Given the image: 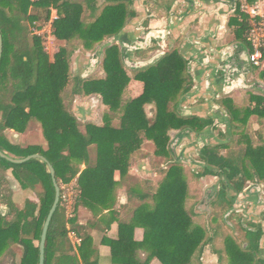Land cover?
I'll list each match as a JSON object with an SVG mask.
<instances>
[{
  "label": "trees",
  "instance_id": "obj_1",
  "mask_svg": "<svg viewBox=\"0 0 264 264\" xmlns=\"http://www.w3.org/2000/svg\"><path fill=\"white\" fill-rule=\"evenodd\" d=\"M245 1L253 5L258 0ZM132 2L106 0L99 7L98 0H0V151L14 159L40 155L47 162L32 159L13 164L0 158V205L7 206L9 211V216L0 211V260L5 254L15 259L10 250L14 245L22 251L18 264H38L42 227L55 197L47 165L54 169L60 192L63 185L76 178L77 195L71 218L66 216L59 201L46 236L45 264H79L78 256L87 264L84 251L92 245L90 229L103 226L104 232L114 221L118 223V239L108 241L113 254L116 247L126 252L132 247L141 249L148 253L144 264L154 258L161 264H196L195 258L210 242L205 228L192 220V210L187 207V179L180 165L174 163L160 171L157 186L129 174L131 163L147 156L139 155L144 141L153 144L155 157L169 160L171 131L202 130L210 123L178 113V104L192 88L186 61L177 53H169L153 67L130 75L122 66L118 47L113 44L103 53L104 78L81 81L70 73V58L76 49L93 52L103 41L122 33L127 21L135 16L129 8ZM51 10L56 12L52 34L65 43L52 60L44 52L41 39L30 37L27 25L48 23ZM237 13L242 22L236 33L247 42V16L240 13L239 5ZM260 77L264 80V71ZM131 80L143 83L142 94L132 100L126 98ZM94 95L107 108L101 123L80 125L70 113L68 99ZM249 101L253 105L243 110L228 98L220 101L228 113L233 136H237L230 147L242 149L231 151L227 158L206 150V161L211 167L228 169L230 174L225 173L228 177L239 173L263 181L264 137L257 131L256 137L251 130L247 134L245 127L250 117H255L258 125L264 122V97L251 95ZM146 105L153 107L152 119L147 117ZM38 125L45 147L14 145L5 136L7 130L27 134ZM257 142L259 145L254 147L253 143ZM226 147L232 150L229 145ZM7 172L21 190L34 194V199H27L22 209L12 201ZM115 173L119 176L117 181ZM121 189L132 208L126 217L116 220L115 211L124 208L116 207ZM80 207L91 212L95 222L78 225L76 214ZM136 228L143 230L139 244L133 241ZM69 234L81 240L78 256L72 252ZM259 238L260 233H247L249 250H245L226 237L223 251L214 252L219 264L225 259L227 264H260L256 259ZM34 242L38 244L35 246ZM12 264H16L14 260ZM124 264L135 262L127 259Z\"/></svg>",
  "mask_w": 264,
  "mask_h": 264
},
{
  "label": "flooded vegetation",
  "instance_id": "obj_2",
  "mask_svg": "<svg viewBox=\"0 0 264 264\" xmlns=\"http://www.w3.org/2000/svg\"><path fill=\"white\" fill-rule=\"evenodd\" d=\"M137 1L138 0H133L132 4L129 6V8L135 13V16L127 21L125 28L128 25H132L129 26L131 27V29H128L127 34L125 33L121 44H114L119 49L123 68L126 70L127 74L132 75V72L134 73L138 71H144L150 67H153L154 65L143 69L130 70L122 62V50L124 56L126 57V61L132 64L146 62L155 57L156 55H159L161 52H165V55L169 53H177L183 58L184 61H186V73L189 75V79L192 82V90L195 82L192 74L190 73L191 61L186 59L179 52L177 47L171 46L172 44L174 46V44L180 41L186 31V27L190 30H195L196 28H198L202 20H206L208 24H212L216 28L219 27L220 11L219 9H217V4L219 3V0H170L166 2H163L162 0H146V2H143L141 4L137 3ZM199 1L204 4L198 5ZM223 1L227 6V13L231 14L228 22L229 25L232 26L233 20L236 17L239 0ZM204 5L211 7L212 10L207 11L203 8ZM158 8H162L164 12L158 11ZM159 12V15L162 14L167 20L166 27L164 29L150 27V22L158 16ZM125 28L123 29V31L125 30ZM168 38H171V43H166V41H168ZM235 39L239 41V43L235 46L232 52L227 54L229 57L226 59V63L222 65H212L211 71L212 76L214 78H225L228 79L230 82L235 83V85H238L236 83V80H238L237 74L235 73L236 69L239 68L243 72V74H246L250 72L251 66L248 62L249 48L247 42L245 43L236 36ZM231 43L232 42L227 45H230ZM230 54L235 55L237 59L234 58V56L230 58ZM103 57L102 60H98L96 57H92L90 60L88 59L87 62L84 63L83 69H76L77 73L74 78L77 80L85 81L90 79L100 80L105 77V73L102 69ZM91 60H97V62L94 65H90L89 61ZM89 74H91L92 76L88 77ZM135 82H138L141 85V95L143 92V83L140 81ZM219 92L226 93L227 91H225V89H219V91H214V103L217 106H220V101L222 99L229 98V96L220 97ZM76 97L77 96H75V98ZM79 97L83 99L85 96ZM205 104H207V102L204 98L198 99L196 102H191L184 98L182 102L178 104L177 110L181 116L189 117L193 114H190L186 108H191L194 105L201 106ZM102 105L103 104L101 102V106ZM98 109H100V105L95 108V116L97 115ZM224 111L225 112L223 115H201L202 117L200 118L203 121L210 123L207 124L206 127L202 130L190 129V133L185 134L189 137L205 136L204 141L199 143V145H201L197 146V150L194 151V149H192V151L189 152L190 155L185 160L187 161L186 164L185 162L182 163L183 160L181 159V157H179V155H177V157L181 162L176 164L180 165L183 168V173L186 179L187 173L185 169L187 168L189 172H192L193 175L198 179L197 181L201 183H207L210 180L209 183H207V185L204 187L200 198L195 199V203H193L196 204V208L193 207L192 213L194 214V211H196L198 221H203L200 224L198 223V225L202 227V224H205L206 230H209V227L206 226V223L208 221L212 223L216 222L215 217L211 215L213 213V207L222 208V223L225 228L228 229L231 234L236 235V231L238 229H241V231L244 233L245 240L241 244V247L243 249L249 250V246L246 243L247 233H260L259 251L256 253V259L261 261L260 264H264V180L261 181L257 178H248L239 173L228 177L226 176V174H230V171L228 169L223 171L219 168L211 167L206 161V150H209L212 154L216 155L217 157H230V152H228L230 149L226 146L229 145V138L232 135L230 134L231 130L229 126V116L225 109ZM150 116L151 117L148 118L152 119L154 117V112L150 114ZM194 116L199 117L198 115ZM96 117H98V119L100 118V116L98 115ZM185 130H189V128H184L179 131H171L169 133L170 140L168 143V152L170 158L169 160H165L164 163L171 162L168 165H174L173 161L176 160L173 159L171 156V143L174 140L173 137L177 135L182 138L181 136L183 135L181 134L182 132H185ZM217 139H219L220 142H216ZM208 141H210L209 144L207 143ZM182 146H185L184 142L181 144L180 147L182 148ZM185 165L189 166L186 167ZM206 170H209L211 172L208 173L206 172ZM217 230L218 227L217 229H213L211 234H217ZM231 236H224L222 240V249L224 248V239L226 237L238 244L234 237ZM209 239L210 242L203 246V252L200 256L201 261L207 264H209L208 262L211 261L214 255L216 256L215 253L211 252V248H213L214 245V238H207V240ZM207 259L208 261H205Z\"/></svg>",
  "mask_w": 264,
  "mask_h": 264
},
{
  "label": "crops",
  "instance_id": "obj_3",
  "mask_svg": "<svg viewBox=\"0 0 264 264\" xmlns=\"http://www.w3.org/2000/svg\"><path fill=\"white\" fill-rule=\"evenodd\" d=\"M34 1H36V0H34ZM162 1L166 2V1H170V0H162ZM192 1H194V0H192ZM143 2H146V0H138L137 1V3H139V4H141ZM199 4H204V3L199 1L198 5ZM255 5H257L259 7L260 13L262 15H264V0H258L255 3ZM217 6H218L217 9H219V11H220L219 12V18H220L219 27L216 28V27H214V25L208 24L206 22V20H202V22L199 24L198 28H196L195 30H190L189 28L186 27V31H185L184 35L182 36V38L180 39V41H178V43L174 44V46H173V44L171 46V47H177L179 52L186 59L191 61L190 62V73L193 76L195 84H194V87L192 89L194 94H193V96H191L189 98V101L196 102L198 99L204 98L206 100L207 104L201 105V106L194 105L191 108H186V109L188 110V112L190 114L198 115L199 117H202L201 115H204V114H209V115H211V114L223 115L224 114L225 108L223 109L221 104H220V106H217L214 103V98H215L214 91H216V90L219 91V89H225V91H227L226 92L227 95H225V96H229L232 98L240 97L241 93L248 94L247 92H251L252 96L264 97L263 95H261L260 93H258L255 90L256 85H254V83H260V84L264 85V80L260 77V73L262 71H264V64L262 67H254L253 65H251L249 63L251 66L250 72H248L246 74H243V72L239 68H237L235 73L237 74L238 80H236V83L238 85H235V83L230 82L228 79L224 80L222 82L221 80L225 79V78H222V79L221 78H219V79L215 78L214 79V77L212 76L211 66L215 65V64L216 65L217 64L222 65V64L226 63V59L229 57L227 54L232 52V50L235 48V46L238 45L239 41H237L235 39V36L239 38L238 34L236 33V29H237V26L239 25V23L242 22L241 16L238 13H236V17L233 20V25L232 26L229 25L228 21L230 19L231 14L227 13L228 9H227L226 4L224 3L223 0H219V3L217 4ZM203 8L206 9L207 11L212 10L211 7L205 6V5ZM158 11L164 12V10L162 8L161 9L158 8ZM237 11H238V9H237ZM160 12L158 13V16L153 21L150 22V27L160 28V29H164L166 27L167 20L165 19V16H163L162 14L159 15ZM209 15H211V14H209ZM129 26H132V25H128L125 28V30L122 32L123 36L125 35V33L126 34L128 33V29H131V27H129ZM122 34H121V36H122ZM123 36L121 38V42H122ZM170 39L171 38H168L167 39L168 41H166V43L167 42L171 43ZM108 40L109 39L103 41L101 44L107 42ZM55 41H58V40L55 39ZM242 41H244V40H242ZM58 42L62 43V41H58ZM230 42H232V43L230 45H227ZM244 42L246 43V41H244ZM115 44H117V43H115ZM97 47H96V49H97ZM248 48H249V46H248ZM95 50L93 51V53L95 52ZM233 56H235V55H231L230 58H232ZM102 57H101V60H102ZM134 83H138V82L131 80V82L129 83V85L127 87V91H126V98L127 99H129V98L134 99V98L138 97L141 93L142 89H141L140 83H139L138 87H133ZM224 83H226V84H224ZM129 92L132 96H135V97L131 98ZM250 96L248 99H250ZM84 98L93 100L92 101L93 103L90 102L89 106L86 108L89 112H92V113L88 112L89 114H85L83 116H81V114H79L78 111H79V108H81V107L77 106V104L82 99L78 96L75 98L76 102H77L76 106L72 107L73 106L72 105L71 109H69L70 113L77 119V121L80 125H85V124H93V125H97V126L100 125L102 115L98 119V117L95 116V108L100 105V110L103 113L107 108L104 105L101 106V99L99 96H96V95L86 96ZM82 104L83 103H81V105ZM250 105H251V103H250ZM236 106H237V104H236ZM186 107H187V105H186ZM146 108H149L150 110H152V106H146ZM34 133L39 134L43 139L39 125L34 130H31L27 134H18V133H15L14 131L7 130V131H5V136L11 144L17 145V144H20L21 138L27 137V136L32 135ZM33 144L41 145L42 147H45V145H46L45 141H44V145L40 144V143H33ZM147 144L152 146V148H153V150L151 151L152 157L156 158L153 155L154 146L151 142H148V141H144L143 145L141 146V150L139 151V155L141 156V155L145 154L144 148ZM28 145H30V144H28ZM28 145H26V146H28ZM26 146H24V147H26ZM141 159H144V158L136 159V160H138V163L136 165H131L129 174L131 176L138 178L139 180L147 181V182L152 183L153 186H157V183L159 182V180L161 178V176L159 175V172L162 170H165L166 168L163 167L161 170H158V169L151 170L150 168L152 166L151 165H144L143 162L145 160H141ZM133 162L135 164V161H133ZM145 164H147V163H145ZM83 169H84V166L82 165L80 167V170L82 171ZM154 176H157V177L159 176V180L157 182L153 181ZM118 178H119L118 173H115L114 179L117 181ZM6 180L8 182V188L11 192L12 201L18 209L23 208L24 203L27 199H29V200L34 199V197L32 198L31 196H28V197L26 196V198H24L23 204L21 206L16 205L17 203L14 200L15 194L17 196H23L26 193H32V192L21 190V188L19 187L17 182L12 178L10 172H7ZM74 182H76V178L73 179L71 183H74ZM189 195H190V193H189ZM0 206L6 208V211H7V206H5V205H0ZM116 207H121V208L124 207L123 209H121L119 211L118 210L115 211L116 212V217H115L116 220H122L124 217L127 216L130 209L132 208V206L128 204V200H127V197L125 195L124 189H121L118 191L117 206ZM105 215L107 216L106 213H105ZM8 216H9V214H8ZM95 220L96 219L92 216L91 212H89L85 208L80 207L78 209L77 214H76V221H77L76 223L78 225H80V226H86L87 224L91 225L93 222H95ZM192 220L195 224L198 225L199 221H198L196 211H194ZM102 229H103V226L101 227V229H99V228H91L90 229V237L92 239V245H91L90 249L84 251V256L87 260V264H89V263H91V264H124L127 259H131L132 261L134 260L135 264H144L146 262L148 253L144 250H141V249H135L134 250L133 247L130 250H127V252L124 250L123 251L119 250L118 247H116L117 249H116L115 253L113 254V252L111 250V246L108 243V241L114 242L118 239V223L116 221L112 222L110 228L105 230L104 232L102 231ZM71 235L72 234H69V239L71 240V243L73 244V251L72 252L78 256L79 255L78 254L79 246H77V247L74 246V243L72 241L73 239H71ZM142 240H143V230L141 228H136L134 230V233H133V241L136 244H139L140 242H142ZM10 250H11V252L14 253L15 259H12V257L10 255L5 254L1 258L0 264H12L13 260L16 264L19 263V259H20V255H21V252L19 251V250H21L20 247L12 245V246H10ZM202 252H203V250H202ZM200 256H201V254L199 256H197V258H195L196 264H204V262L201 261ZM215 257L216 256L214 255V259H215ZM78 259H79V264H85L79 258V256H78ZM214 259L212 258L211 261H213ZM147 264H161V263L157 259L154 258V259H151ZM213 264H219V258ZM222 264H227V262L223 261Z\"/></svg>",
  "mask_w": 264,
  "mask_h": 264
},
{
  "label": "rangeland",
  "instance_id": "obj_4",
  "mask_svg": "<svg viewBox=\"0 0 264 264\" xmlns=\"http://www.w3.org/2000/svg\"><path fill=\"white\" fill-rule=\"evenodd\" d=\"M31 1H34V0H31ZM105 2H106V0H98V6L101 7L102 5L105 4ZM32 10H33V8L30 7L29 13H32ZM55 17H56V12L54 10H51L50 20L53 19V18H55ZM27 25L29 27V31H30L29 32V35H30V37L32 35H35V32L41 33V35H42V38H41L42 47L45 50V52L47 53L49 59L52 60L53 59V55L55 53H57V51L64 45L63 41H62V43H60L58 41H55V39L53 38V36L50 35V30L48 28V24L47 23H45V24L34 23L33 26L31 24H27ZM37 26H40V29L41 30H36ZM92 53L93 52H88V51L87 52H84L81 48H79L78 50L77 49L75 50L74 54L70 58V66H69L70 73L72 74L73 77H75V75L77 73L76 72L77 71L76 69H78V68L83 69L84 68V63L87 62L88 59L90 60L92 57H94V56H92L93 55ZM133 85H134L133 87H138L139 86V83H134ZM126 91H127V89H126ZM247 93L248 94L241 93L240 97H235V98L229 97L228 99H230L231 102H233V104L235 103L234 105L237 104V107L238 108H240L241 110H243L245 107L250 106V102H249V99L248 98L252 94H251V92H247ZM129 94H130V92H129ZM130 97L132 98V97H135V96H132L130 94ZM92 101L93 100L83 98L77 104L75 97L73 98V96H72V97H69V99H68V108L71 109V106L72 105H73L72 107H74L77 104V106L81 107V108H79V111L78 112H79V114H81V116H83L85 114L92 113V112H89L86 109L89 106L90 102H92ZM81 103H83V104L81 105ZM146 113H147V117H151L150 114H152L153 111L152 110H149V108H146ZM97 115L98 116H101V115H103V112L100 109H98ZM256 121L257 120H256L255 117H250L249 118L248 123H247V126L245 127L246 133L249 134L250 133V130H251V133H253V136L256 137L255 131H257V132H261V134L264 137V122H262L261 125L260 124L258 125ZM230 130H231L230 134L232 136L229 138V142H228L229 147H230V145H232L233 143H235V140H237V136L236 137L233 136V134H234L233 133V130L231 128H230ZM181 137L182 138H179L178 135L175 136V137H173L174 140L176 138H179V140L180 139H182V140H180L178 143H176V145H175V147L173 149V154H171V156H172L173 159L179 160V158L177 157V155H179V157H181V159L183 160L182 163L185 162V164H186L187 161H185V160L190 155L189 152L192 151V149H194V151L197 150V146L199 145L200 142H203L204 141V137L205 136H202V137H200V136H196V137H193L192 136V137H189L188 135H186L184 133L183 136H181ZM218 141L220 142L219 139L216 140V142H218ZM183 142H184V145L185 146H182V148H181L180 146H181V144ZM33 143H40V144H43L44 145V140L42 139V137L39 134L34 133V134L29 135L27 137L21 138L20 144H17V145H20V146L24 147V146H26L28 144L31 145ZM207 143L209 144L210 141H208ZM171 144L173 145V142ZM214 144H216V143H214ZM257 145H259V142L253 143V146L254 147L257 146ZM230 148L232 150H229L228 152H231V151L232 152H239V150L241 151V149H242V147L234 146V145L231 146ZM144 149H145L144 150V153H145L144 155H147V156H145V158L144 159H141V160H145L143 162L144 165H151L152 166L150 168L151 170H154V169L155 170L156 169L161 170L163 167L167 168L169 166L168 164L171 163V162L164 163V160H162V159L160 160L158 158L152 157V152L151 151L153 150V148H152L151 145L147 144ZM137 163H138V160H135V164L133 162L131 165H136ZM145 163H147V164H145ZM155 165H157V166H155ZM185 166L187 167L189 165H185ZM185 171L187 173V179H188L187 180V185H188V199H187L188 200L187 201L188 204H187V207L188 208H191V210H192L193 207H195V205H196V204H193V203H195L194 200L200 198V196H201V194H202V192L204 190V187L207 185V183H209L210 180L207 183L206 182L201 183V182L197 181L198 179L193 175L192 172H189V170L187 168L185 169ZM158 180H159V176L158 177L157 176H154L153 181L157 182ZM204 183H206V184H204ZM189 193H191V195H189ZM26 196L27 197L28 196H31L33 198L34 197V194H32V193H26L23 196H17L15 194V199L14 200L17 203L16 205L21 206L23 204L24 198H26ZM222 212H223L222 208H220V207H213V213L211 215L215 217L216 222L212 223V222L208 221L206 223V226L209 227V230L208 229L206 230L205 224H202V227H204L205 230H206V233H208L207 234V238H211V237L214 238V245H213V248H211V252L212 253H214L215 251H223V249L221 247H222V240H223V238H224L225 235H228V236H231L232 235L231 237H234V239L236 240V242H238V244H240V245L245 240L244 239V233L241 231V229H238L236 231V235H235V234H231L229 232V230L225 228V226L222 223V214H221ZM200 220H203V219H200ZM202 222L203 221H199V224L202 223ZM216 226L218 227L217 234H215V235L214 234H211V232H212L213 229H217ZM37 244H38L37 242H34V245L35 246ZM19 251L22 252L21 250H19ZM223 256H224V254H223ZM217 257H215V259H214V256H213V259L214 260L213 261H210L208 263L209 264L215 263V261L217 260ZM205 261H208V259L205 260ZM224 261H226V259ZM204 264H207V263L204 262Z\"/></svg>",
  "mask_w": 264,
  "mask_h": 264
},
{
  "label": "water",
  "instance_id": "obj_5",
  "mask_svg": "<svg viewBox=\"0 0 264 264\" xmlns=\"http://www.w3.org/2000/svg\"><path fill=\"white\" fill-rule=\"evenodd\" d=\"M122 34V33H121ZM121 34L117 37H113L111 39H109L107 42L99 45L97 47V49L95 50V52L93 53L92 56L96 57L98 60L100 59L101 60V57L103 56V53H104V50L110 46H112L113 44L115 43H118V44H121V38L123 36H121ZM122 53V62L124 63V65L129 68L130 70H138V69H143V68H146V67H150L152 66L153 64H155L156 62H158L164 55H165V52H161L159 55H156L155 57H153L152 59L146 61V62H140V63H129L126 61V57L124 56L123 54V50L121 51ZM1 56H2V37H1V31H0V59H1ZM234 58L237 59L236 56H234ZM97 62V60H91L90 61V65H94L95 63ZM91 76L88 75V77ZM215 79V78H214ZM221 80V79H220ZM224 80H227V79H222L221 81L223 82ZM226 84V83H224ZM255 86V90L260 93L261 95L264 96V85L260 84V83H254ZM220 93V97H223L225 95H227L226 93ZM193 91L191 90L186 96H184L182 98V100L184 98H186L187 100H189V98L191 96H193ZM181 100V101H182ZM214 120V118H213ZM184 133H190V130H185V132H182L181 135H183ZM180 138V136H179ZM179 138H176L174 141H173V145L171 144V147H170V152L171 154H173V149L176 145V143H178L180 140ZM0 158L10 162V163H13V164H22V163H25L29 160H32V159H38L44 163H47L46 160L41 157L40 155H31V156H28L26 158H23V159H14V158H11L9 156H7L6 154H4L3 152L0 151ZM173 163H180V161H173ZM48 166V170H49V173L51 175V179H52V183H53V186H54V189H55V197H54V202L52 204V207L45 219V222L43 224V227H42V233H41V237H40V242H39V261H38V264H45L44 262V250H45V242H46V236H47V232H48V228H49V225H50V222H51V219L58 207V204H59V201H60V188L59 186L57 185V182H56V179H55V172H54V169L51 165H47ZM0 211L2 213V215H7L9 213L8 209L6 211V208L4 207H1L0 206Z\"/></svg>",
  "mask_w": 264,
  "mask_h": 264
},
{
  "label": "built area",
  "instance_id": "obj_6",
  "mask_svg": "<svg viewBox=\"0 0 264 264\" xmlns=\"http://www.w3.org/2000/svg\"><path fill=\"white\" fill-rule=\"evenodd\" d=\"M239 11L241 14L247 16L248 19V30L246 31V39L249 46L248 62L254 67H262L264 64V15L260 13L257 5H248L245 0H239ZM55 19L56 17L47 23L50 35L54 39L56 38L52 34L51 25ZM36 30H41L40 26H37ZM33 36L42 38L41 33L38 32H35ZM76 190V182L61 187L60 200L68 218L73 216V205L77 195ZM71 239H73L74 246L77 247L80 245L81 240L74 234L71 235Z\"/></svg>",
  "mask_w": 264,
  "mask_h": 264
}]
</instances>
